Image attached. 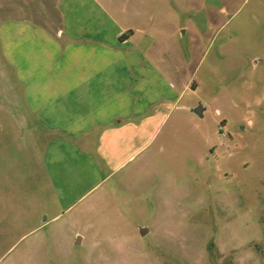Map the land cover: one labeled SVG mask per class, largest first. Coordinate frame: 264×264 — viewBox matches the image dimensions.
<instances>
[{
  "label": "rangeland",
  "instance_id": "1",
  "mask_svg": "<svg viewBox=\"0 0 264 264\" xmlns=\"http://www.w3.org/2000/svg\"><path fill=\"white\" fill-rule=\"evenodd\" d=\"M168 1L163 23L181 27L156 58L175 64L180 99L100 182L84 161L69 197L54 178L70 151L48 169L59 136L31 127L0 53V264H264V0ZM57 7L0 0V20Z\"/></svg>",
  "mask_w": 264,
  "mask_h": 264
},
{
  "label": "crops",
  "instance_id": "2",
  "mask_svg": "<svg viewBox=\"0 0 264 264\" xmlns=\"http://www.w3.org/2000/svg\"><path fill=\"white\" fill-rule=\"evenodd\" d=\"M167 5L168 0H58L57 13L0 20V53L22 86L24 115L36 120L35 131L59 136L47 143L48 169L54 168L56 150L70 151L71 160L54 178L63 196L71 194L70 183L76 190L84 179V161L99 182L105 169L123 165L132 156L127 152L142 147L155 130L161 102L180 99L175 64L156 58L161 38L174 39L181 27L173 20L164 25Z\"/></svg>",
  "mask_w": 264,
  "mask_h": 264
},
{
  "label": "water",
  "instance_id": "3",
  "mask_svg": "<svg viewBox=\"0 0 264 264\" xmlns=\"http://www.w3.org/2000/svg\"><path fill=\"white\" fill-rule=\"evenodd\" d=\"M193 110H194L196 113L200 114V115L203 114V107H202V105H199V106H197V107H194ZM140 230H141V233H142V234H145V233L148 231V228H147V227H141ZM78 242H79V241H78Z\"/></svg>",
  "mask_w": 264,
  "mask_h": 264
}]
</instances>
